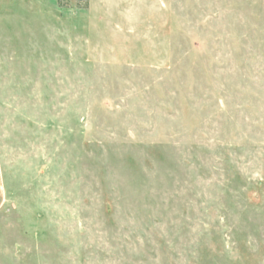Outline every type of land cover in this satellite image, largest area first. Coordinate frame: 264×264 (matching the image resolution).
<instances>
[{
  "label": "rangeland",
  "instance_id": "1",
  "mask_svg": "<svg viewBox=\"0 0 264 264\" xmlns=\"http://www.w3.org/2000/svg\"><path fill=\"white\" fill-rule=\"evenodd\" d=\"M0 264H264V0H0Z\"/></svg>",
  "mask_w": 264,
  "mask_h": 264
}]
</instances>
